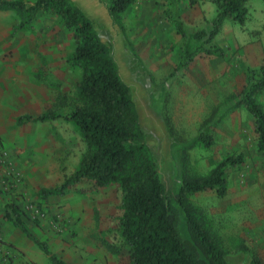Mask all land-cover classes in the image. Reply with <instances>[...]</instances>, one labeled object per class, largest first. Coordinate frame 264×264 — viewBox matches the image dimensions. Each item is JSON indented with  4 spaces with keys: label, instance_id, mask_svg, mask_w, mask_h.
<instances>
[{
    "label": "rangeland",
    "instance_id": "rangeland-1",
    "mask_svg": "<svg viewBox=\"0 0 264 264\" xmlns=\"http://www.w3.org/2000/svg\"><path fill=\"white\" fill-rule=\"evenodd\" d=\"M108 2L99 0L98 7L89 8L80 5L111 35L121 77L132 90L142 126L153 135L147 143L156 151L168 192H177L183 173L208 175L228 156L242 153V163L226 167L225 196L206 190L189 199L217 237L229 264H250L256 255L264 260V151L258 149L255 118L239 101L248 84V70L264 64V0H249L245 24L227 18L212 41L194 36L212 25L217 7L211 0H138L123 15L125 33L112 19ZM167 9L180 15L182 29L178 18L167 16ZM23 19L19 12H0V67L30 68L23 74L30 94L24 110L35 116L41 110L61 116L18 124L15 112L6 115L0 125L1 203L17 204L31 231L69 264H132L131 247L121 232L125 207L119 183L97 187L82 180L61 196H39L42 188L60 186L72 175L89 146L76 124L63 118L82 104L77 91L82 70L69 61L76 45L74 31L54 11L40 13L24 26ZM18 32L35 38L34 47L20 58L10 51L18 44ZM256 36L263 41L247 51L246 44ZM204 48L221 49L223 54H209ZM256 99L264 106V91ZM202 129L213 134V145L196 142ZM27 167H45V176H52L54 184H30L23 170ZM32 205L45 212L38 215ZM11 244L0 231L2 264L11 262L7 248ZM34 246L41 264H53Z\"/></svg>",
    "mask_w": 264,
    "mask_h": 264
},
{
    "label": "trees",
    "instance_id": "trees-1",
    "mask_svg": "<svg viewBox=\"0 0 264 264\" xmlns=\"http://www.w3.org/2000/svg\"><path fill=\"white\" fill-rule=\"evenodd\" d=\"M137 1L108 2L112 19L124 33L123 15ZM211 1L217 7V14L210 28L195 33L196 39L205 37L206 41H212L227 18L245 24L249 0ZM0 10H16L23 14L22 26L40 13L54 11L65 26L74 31L76 40L69 61L82 70V78L77 84L82 104L63 118L76 124L88 143L89 152L60 186L42 188L40 198L61 196L82 180L93 181L97 187L119 183L125 207L121 232L131 247L132 264H229L217 237L197 214L189 196L206 190L225 196L229 188L226 167L242 163L244 155L228 156L205 176L190 177L183 173L177 192L171 195L161 176L156 151L147 143L153 135L142 126L132 90L121 77L109 32L98 26L74 0H0ZM166 14L170 19L178 18L179 29H182L180 15L175 16L168 9ZM126 44L132 51L128 38ZM203 51L223 54L221 49L204 48ZM248 73V84L240 91L239 101L254 116L258 149L264 151V106L256 99V94L264 91V64L259 69L250 68ZM60 116L44 112L37 117L22 116L19 121H47ZM196 142L211 146L215 138L202 129ZM42 203L41 200L39 204ZM5 217L33 240L53 264H68L31 231L17 204H7ZM250 264H264V260L256 255Z\"/></svg>",
    "mask_w": 264,
    "mask_h": 264
},
{
    "label": "crops",
    "instance_id": "crops-1",
    "mask_svg": "<svg viewBox=\"0 0 264 264\" xmlns=\"http://www.w3.org/2000/svg\"><path fill=\"white\" fill-rule=\"evenodd\" d=\"M78 3H80L82 6L85 4L86 8H89L90 4H94L98 7L99 0H78ZM208 7V2L206 3ZM205 5V6H206ZM209 8L212 9L211 5L209 4ZM5 10H0V12H3ZM8 12H17L16 10H8ZM22 28V27H20ZM2 31V29H1ZM19 31H23L20 29ZM124 33V32H123ZM3 33L0 32V35ZM15 43L18 44H11L13 49L10 48V51L12 52V56H17L19 53L20 56H22L23 52L31 51L30 47H34L33 43H35V38H28L24 33L18 32L15 34ZM264 37V35L262 36ZM260 36L253 37L247 44L246 48L247 51H250V47H255L258 41H263V38ZM127 35L124 34V40L126 43ZM259 38V39H258ZM39 41V40H38ZM23 43H32V44H26L25 46ZM127 46V44H126ZM260 45H257V48ZM128 48V47H127ZM133 50V49H132ZM131 51V50H130ZM25 55L23 56V58ZM15 58V57H14ZM3 59V58H1ZM252 60L255 59L254 56L251 58ZM9 60V59H7ZM30 71V68L28 66H9V65H3L0 67V125L3 123V121L6 120V115L8 113L15 112V123L18 124H24L29 122H38L36 121H19V118L25 115H33L27 108L24 110L23 107H26L27 105L24 104V101L28 99L30 96L29 89H28V81L26 78H24L23 74H27ZM140 73V72H139ZM12 74V76H9ZM31 113V114H30ZM41 113H44V110H41L40 113L36 114L35 117L40 115ZM11 120V118H10ZM45 122V121H40ZM1 129V127H0ZM26 173L25 180L29 182L30 184L37 185H52L54 184L53 177H46V168L41 167H27L26 169H23ZM54 176V175H53ZM0 199V231L3 234L4 240H8V242L12 243L11 245L7 246V248L10 249L12 259L9 264H41L42 259L38 258V252L37 248L34 246L35 242L31 240L20 228L13 224L12 221L8 220L5 217L6 212V205H3L1 203ZM9 204V203H8ZM40 249V248H39ZM41 250V249H40ZM34 253V254H33ZM66 260V259H65ZM68 262V260H66ZM69 264V262H68Z\"/></svg>",
    "mask_w": 264,
    "mask_h": 264
},
{
    "label": "built area",
    "instance_id": "built-area-1",
    "mask_svg": "<svg viewBox=\"0 0 264 264\" xmlns=\"http://www.w3.org/2000/svg\"><path fill=\"white\" fill-rule=\"evenodd\" d=\"M31 209H32V211L33 212H35V213H37L38 215H40L43 211H44V209H40L38 206H36V205H32L31 206ZM45 212V211H44ZM2 258H0V263L2 264L3 262H2ZM7 259L6 258H4V261H6Z\"/></svg>",
    "mask_w": 264,
    "mask_h": 264
}]
</instances>
